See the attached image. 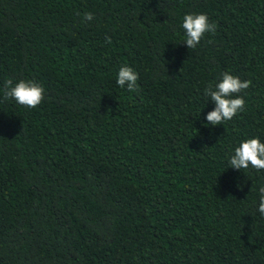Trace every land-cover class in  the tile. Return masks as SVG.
Here are the masks:
<instances>
[{"label":"trees","instance_id":"16d2710c","mask_svg":"<svg viewBox=\"0 0 264 264\" xmlns=\"http://www.w3.org/2000/svg\"><path fill=\"white\" fill-rule=\"evenodd\" d=\"M189 12L216 24L195 49ZM225 71L251 85L210 125L204 89ZM10 78L43 101L4 100ZM254 136L264 0H0V264H264V170L228 163Z\"/></svg>","mask_w":264,"mask_h":264},{"label":"clouds","instance_id":"9594fccd","mask_svg":"<svg viewBox=\"0 0 264 264\" xmlns=\"http://www.w3.org/2000/svg\"><path fill=\"white\" fill-rule=\"evenodd\" d=\"M93 14L84 13V20H93ZM184 40L188 49H195L205 33H214L215 22H209L205 13H186L182 20ZM110 42V38L106 37ZM138 73L126 64L121 65L116 75V83L129 91L137 90ZM251 85L250 80H241L230 72H222L215 82H209L204 89V95L213 103L214 108L206 113L205 119L210 125H221L231 120L238 112L244 110L245 100L239 95ZM44 88L34 80L20 79L13 82L7 79L4 82V100L14 99L18 104L28 108L37 107L44 99ZM230 167L241 170L250 166L256 170H264V142L258 137H249L240 140L232 149L228 157ZM258 211L264 217V184L258 188Z\"/></svg>","mask_w":264,"mask_h":264}]
</instances>
